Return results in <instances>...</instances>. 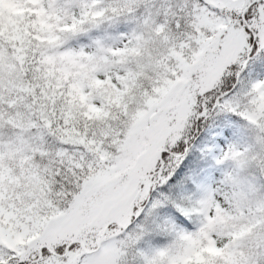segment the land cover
<instances>
[{"label":"snow or ice","instance_id":"1","mask_svg":"<svg viewBox=\"0 0 264 264\" xmlns=\"http://www.w3.org/2000/svg\"><path fill=\"white\" fill-rule=\"evenodd\" d=\"M0 264H264V0H0Z\"/></svg>","mask_w":264,"mask_h":264}]
</instances>
